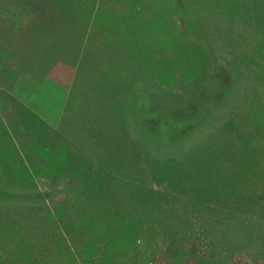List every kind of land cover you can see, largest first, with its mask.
<instances>
[{"label":"rangeland","instance_id":"374dc122","mask_svg":"<svg viewBox=\"0 0 264 264\" xmlns=\"http://www.w3.org/2000/svg\"><path fill=\"white\" fill-rule=\"evenodd\" d=\"M172 3L173 0H0V184L25 195L50 192L44 200L14 202L62 228L61 221L65 219L60 213L68 212L75 202L66 193L72 181L64 174L49 173L50 167L43 162L50 159H46L49 147L56 150L51 157L54 160L62 149L58 147L60 143H75L65 134L73 122L69 116V112L73 114L68 104L70 94L78 90L75 105H95L98 112L107 106L121 107L116 94L114 97L118 92L109 86L102 84L97 91L88 87L101 83V76L123 77L124 66L129 64L131 88L127 85L121 92H125L121 95L125 99L150 83V89L141 93L150 103L164 105L166 96L161 92L160 97V89L179 98L196 95V103L180 108L181 114L194 105V109L204 110L203 124L188 139L195 152L183 150H189L183 162L176 160L184 166L181 177H171L167 184L172 188L180 184L182 203L187 209L179 211L170 198L157 201L147 182L120 166L106 180L102 194L84 200L81 212L74 216L76 223L87 231H108L111 226L151 220L157 214L165 217L170 232L158 225L141 226L127 244H119L123 253L116 258L117 264H264L261 245L252 242L253 247L243 248V241L236 238V246L230 249L220 246L215 235L210 236L200 227L207 204L203 200L213 197L208 191L220 186L216 170L205 161L210 154L227 156L222 166L231 179L230 187L241 185L236 190L248 191L242 196L248 194L252 199L246 204L248 215L263 213L264 168L260 163L249 171L247 162L258 157L257 149L264 145V119L258 123L260 116H253L262 113L264 117V0H179V10L172 9ZM39 12L60 15H56L59 19L46 17L45 26L36 30L35 24L42 22L37 17ZM83 14L80 32L84 25L85 45L80 44L81 33L77 38L68 37L61 28L63 25L74 31L77 18ZM15 20L19 28L12 30L16 28ZM12 35L17 36L16 42ZM65 36V42L78 49L77 57L72 53V58L58 57L51 64L55 55L47 53L45 42L39 44L41 55L34 61L16 58L12 50L18 43L24 52L29 39L45 37L53 43ZM216 82L223 86L219 99L213 100L217 95L207 98L205 89ZM30 113L38 119L29 118ZM106 113L115 118V110L106 109ZM120 114L124 121L119 124L117 120L118 127L129 119L126 109ZM246 115L257 123H247ZM147 116L141 124L152 134L164 137L171 133L172 129L168 132L161 125L170 115ZM40 121L46 124L43 131L33 126ZM85 130L90 131L82 129ZM183 132L179 130V136ZM104 141L105 150L115 152L113 145ZM99 142L103 146V141ZM92 145L87 143V151ZM117 145L120 156H137L142 162L153 158L151 153L127 152L121 148L125 144ZM240 176L247 181L238 183ZM192 190L196 202H190ZM233 202L246 201L239 197ZM250 206H256L254 213H250Z\"/></svg>","mask_w":264,"mask_h":264},{"label":"trees","instance_id":"16d2710c","mask_svg":"<svg viewBox=\"0 0 264 264\" xmlns=\"http://www.w3.org/2000/svg\"><path fill=\"white\" fill-rule=\"evenodd\" d=\"M172 9L179 10V0H173ZM56 15H60V13L45 14L39 12L37 17L42 19V22L35 24V29L39 30V28L45 26L43 24L47 23L46 17L48 19H59ZM83 21L84 14L83 17L77 18L74 31L71 27L68 28L63 25L61 28L67 33L68 37L75 35L77 38V34L81 33L80 44L83 43L85 45L86 41H83L85 38L83 33L85 31L84 25L80 32ZM14 26L16 28L12 30L19 28L17 20H15ZM12 37L16 42L17 36L12 35ZM66 39L65 36L53 43L46 41L45 37L39 40L29 39L24 52L19 50L18 46L21 44L18 43L13 45L12 50L13 52L15 51L16 58L23 56L26 58V62L27 60L34 61L41 55L40 48H38L39 44L45 42L43 45L46 47L47 53L50 52L51 57L55 55L50 62L52 64V61L58 57L72 58V53L75 57L78 56V49H73L69 42H65ZM81 48H83V45ZM131 68V65L126 64L122 72L123 77H118V75H111L110 77L101 76V83L98 82L99 84L96 83V86L91 85L88 87L91 88L93 86L94 90L97 91L104 84L118 92L114 93V97L116 94L118 101L121 102V107L126 105L124 109H126L129 116L127 123H122L119 127L116 121L119 120V124L124 121L122 120V114H120L124 112V109H121L118 105L107 106L103 108L102 112H98L95 105L89 106V104L83 102L80 105H75L73 99L75 98V93L77 95L78 90H74L70 94L68 104L73 114L71 115L72 112H69V116L73 122H70L71 125L65 134L70 135L69 138H74L76 144L72 142H67L66 144L60 143L58 147L60 149L62 147V149L58 152V158L54 160L51 157L56 150L53 146L49 147V154L46 156V159H50H45L46 161L43 162L46 167H50L48 169L49 173L64 174L72 181L71 188L67 189L66 193L70 197L75 198V202H72L71 205V209H74L73 211L70 209L68 212L60 213V215L64 214L63 218L65 219V221H61L62 228L53 225L48 218L32 214L27 206H25V210L21 209L20 202H14L21 199L24 201L34 199L44 200L47 196H50V192L25 195L0 184V264H117L116 258L123 253L121 248H119L121 246L119 244L122 241L123 244H127L131 238L133 239L136 230L141 226L151 225L153 227L158 225L168 230L165 217L159 214L153 216L151 220L133 222L123 226H111L108 231H87L80 224L76 223L74 216L76 213L81 212L84 200L90 201V199L102 194L106 180L108 181V178L112 176L113 170L120 168V166L131 173H136L144 182H147L154 195L158 197L157 201L165 198L166 202L170 198L175 208L182 212L186 211V204L182 203L184 202V196L183 191L180 189V184L177 182V185L173 188L167 184L171 177H174V179L181 177L180 170L184 166L176 160L182 161V157L187 156L186 153L189 150V152H195L193 151L195 148L194 144L192 142L188 143V139L199 131L200 126L203 124L205 118L204 110L202 107L194 109V105L185 109L187 110L186 113L181 114L179 113L180 108L187 107L189 102L196 103V95L189 97L181 95L179 98L172 93L160 89L158 91L160 93L164 92L163 95L166 96L164 105H158L153 101L150 103L151 101H149L147 96L141 95V93L146 92L143 89H150V83L143 84L139 89L137 88V91L129 95L126 100L121 96L125 92H121H123L124 87L127 85L131 88L130 84H128L131 80V77L128 76L130 73L129 69ZM106 71H109V69H106ZM221 87L223 86H220L216 82V84L206 88L204 93L207 98L212 97V99L214 95H217V98L213 99L217 100L220 96ZM160 97H162V93ZM169 99L173 101L170 102ZM207 101L210 103V99H207ZM106 109L115 110V118H111L106 113ZM258 112L262 111H256V113ZM156 113L170 115L161 124L168 132L172 129L171 133H168L164 137L152 134L147 130L146 126L141 124L142 120L149 118L148 114L152 115ZM261 114L253 115L260 116L258 123L263 122L264 117H261ZM140 115H142V118L139 117ZM29 118L32 120L38 119L31 113ZM152 119L154 117H151ZM246 120L249 124L257 123L251 116L249 118L246 115ZM37 125L42 131L46 128L44 122L40 121L33 126ZM83 128H88L90 131H82ZM182 129H184V132L179 136V130ZM175 132L178 133V136L173 135ZM99 138L101 140H98ZM104 140L113 145L111 148L116 153L105 150ZM99 141H103V146ZM87 143L93 144L89 149L90 151L86 149ZM117 143L120 146L125 144V148H121L127 152L132 151L136 154L143 152L147 154L151 153L153 158L142 162V159L137 156H120L117 154L119 153ZM36 145L40 144L36 143ZM102 148L103 150H101ZM184 149L189 150L183 151ZM257 155L258 157L248 159L247 166L249 171L258 167L260 163H262L264 168V145L262 149H257ZM206 157L205 161L208 165L216 170L220 186L217 190L208 191V193L214 195L213 197H207L203 200L207 204L204 207L205 210L203 209V217L200 224L201 230L210 236L215 235L220 246L225 245L230 249L236 246V238L238 239L237 241H243V246L241 245L240 247H253L251 244L253 242V244L261 245L263 248L264 209H262L263 213H261V216H249L246 204L252 202V199L249 198L248 194L242 196V194H246L248 191L242 192L241 190H236L241 185L230 187L229 181L231 179L227 177L228 175L224 170L225 167L222 166L227 156L210 154ZM205 161L203 163L204 166ZM219 167H222V169H219ZM245 180L246 178L240 176L238 183H244L243 181ZM238 192L241 194H238ZM189 195L190 202H196L195 191H190ZM239 197L246 202H233ZM68 202H71V199ZM176 202H179V206ZM255 207L250 206L248 208L250 209V213L255 212Z\"/></svg>","mask_w":264,"mask_h":264}]
</instances>
